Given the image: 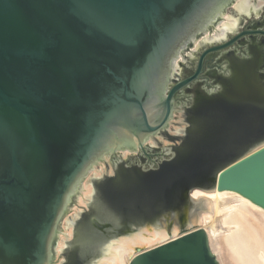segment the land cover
<instances>
[{"label": "water", "instance_id": "1", "mask_svg": "<svg viewBox=\"0 0 264 264\" xmlns=\"http://www.w3.org/2000/svg\"><path fill=\"white\" fill-rule=\"evenodd\" d=\"M233 1L0 0V264H53L57 227L95 163L128 142L136 143L133 151H146L148 136L172 121L176 94L200 78L205 57L264 32L231 36L236 29L193 48L224 18L209 23L218 13L228 7L237 13ZM200 48L194 73L179 79L176 58L182 53L192 63L186 50L196 55ZM192 175L178 191L189 204L208 196L196 197V189L217 188L264 207V145L206 181ZM108 176H91L94 198ZM189 223L186 230L178 225L183 234L140 251L129 264H221L207 230Z\"/></svg>", "mask_w": 264, "mask_h": 264}, {"label": "flooded vegetation", "instance_id": "2", "mask_svg": "<svg viewBox=\"0 0 264 264\" xmlns=\"http://www.w3.org/2000/svg\"><path fill=\"white\" fill-rule=\"evenodd\" d=\"M246 29L264 30V5L259 14L253 12L249 15L231 36ZM201 49L199 54L195 55L191 65L180 59L182 68L179 79L194 73L200 55L204 51L203 48ZM174 83V81L171 82V85ZM243 86L248 88L246 94L240 91ZM176 101L184 104L187 120L185 127H181L186 134L170 132L171 136L176 138V142L171 144L176 149L175 157L179 161L183 160L194 148L211 146L210 141L214 140L213 137L217 134L219 137L224 134L223 137L226 139L232 130L235 129L238 132L239 129H245L244 117L264 111V32L245 34L233 45L210 52L205 57L200 78L180 90L176 94ZM165 129L169 131L168 127ZM217 144L212 147L221 149L220 143ZM146 145V151L140 149L129 159H125L123 154H120L121 161L117 173L107 174L112 179L106 178L105 181L99 183L100 190L96 198L93 197L95 200L88 202L93 201L89 209L91 213L87 211V215L78 224L79 230H77L76 241L71 251L73 262H83L92 252V243L102 242L108 235L107 230L110 227L113 228V223L126 226L130 217L120 218L119 212L126 213L128 209L123 206L124 209L120 210L119 203L126 202L121 199L131 201L137 193H141L140 199H146V202H149L147 199H149L148 194H151L150 183L161 177L160 172L166 169V164H168L166 160L171 152H167L166 149L162 152L153 151L160 147L152 145L149 141ZM141 204L137 203L135 208L146 211L147 205L142 207ZM93 214L99 217L97 219L106 223L105 227L94 224L93 220L96 217L92 216ZM102 214L114 220L111 222L103 219ZM82 241L83 245H81Z\"/></svg>", "mask_w": 264, "mask_h": 264}, {"label": "bare ground", "instance_id": "3", "mask_svg": "<svg viewBox=\"0 0 264 264\" xmlns=\"http://www.w3.org/2000/svg\"><path fill=\"white\" fill-rule=\"evenodd\" d=\"M232 4L237 10L236 15L225 10L218 13L209 23H214L219 15H223L224 18L214 25L212 31L207 30L201 38L197 39L192 45L193 48L200 47L202 43H213L225 39L228 32L238 29L242 22L243 14L252 15L253 12L259 14L264 5V0H234ZM186 52L189 54L190 58L195 57L194 52L188 50H186ZM180 59L186 61L187 58L182 53L176 58L174 65L175 72L178 74L182 68ZM176 131H180V127L176 128ZM148 140H150L152 145L157 144L155 138L153 139V135L148 136ZM261 143L262 144H258V146H255L248 152L256 150L264 145V142ZM135 144V142H128L127 145L129 146L122 152L123 156H127L129 151H133L132 147ZM108 154L109 153H106L104 158ZM94 168L95 166L92 167V169ZM103 170V166L101 168L96 167L92 176L102 178ZM75 193L69 200L71 205H74L78 201V203L81 202L88 205V202L93 200L95 195V189L91 179L82 184V187H79ZM201 194L208 195L203 199L206 204L205 206L208 207L200 214V219H196L195 222L207 230L210 247L218 257L220 263L264 264V207L242 193L231 189L219 190L215 188L205 191L199 188L194 191L196 197H200ZM78 213L79 212L73 214V217H66L63 224L60 223L57 227V240L53 244L52 250L53 261L56 260L58 256H62L65 251L67 244L65 245L64 242L67 236L72 232L73 223L71 218L75 220ZM94 215L95 214L92 216ZM95 217L96 218L93 220L94 224H99V227H105L106 223L97 219L99 217L96 215ZM140 226L137 228L138 231L125 232L116 236L118 237L117 239L114 237L112 240H109L97 257L104 253L108 254L95 262H91V264H129L133 257L140 251L165 243L184 233L181 232L178 226L179 229L177 227L173 229L171 227V229H169L167 225L165 228H155V225H152V227L146 226L139 229ZM75 228L76 231L74 233L76 235V233H78L77 230H79L77 224ZM68 243H70L69 240ZM83 244L84 242L82 241L81 245Z\"/></svg>", "mask_w": 264, "mask_h": 264}, {"label": "rangeland", "instance_id": "4", "mask_svg": "<svg viewBox=\"0 0 264 264\" xmlns=\"http://www.w3.org/2000/svg\"><path fill=\"white\" fill-rule=\"evenodd\" d=\"M227 11L231 12V14L236 15V12L232 11L231 7H228ZM201 50L202 49L200 48L196 52V55H198ZM186 63L191 65L190 63H188V61ZM240 91L242 94H246L248 88H245V86H243ZM244 120L246 121V123H244L246 126L245 129H239L238 132H236L235 129L232 130L227 135L226 139L223 137L224 134H222L223 136L221 137H219V134H217L215 137H213L214 140L212 139L210 141L211 146L205 145V146H200L199 148H194L193 150L187 153V155L184 157L183 160L179 161L176 159L175 156L177 153L175 148L173 149V151L171 149L167 150V152H171L166 160L168 164H166L165 167L166 169L160 172L161 177L157 178L156 180H153L150 183L151 194H148L149 199H147V201L149 202H146V199H140V197H142L141 193H137L131 201L130 199H126V200L121 199L122 201H126V202L119 203L120 210L124 209L123 206L127 207L128 209L126 208L127 209L126 213L120 211L119 216L121 219L122 217L123 218L130 217V220L127 219L129 221L128 223H126V226L125 224L116 225L115 223H113L112 225L113 228L110 227L107 230L108 235L106 238L108 239L112 236H113L112 238H114L125 232H134L137 230V228L140 225L143 226L142 228L146 226L152 227V225H155V228H165L166 225H168V226H172V229L179 225L182 228H184V230H186L187 228L190 227L189 222L191 220L193 221L194 224H197L195 220L200 219V214L204 212V210H206L208 206H205L206 204L204 200L201 203L198 202L199 203L197 205L198 207L193 205V202L191 201L190 203L192 205L189 204L186 199L183 200V198L180 196V192H178L180 189L181 180L187 177L188 175L191 176L193 174L192 175V178L194 177L192 179L193 181L195 182L206 181L208 179V176L209 175L211 176L212 173H214L223 164H226L231 160L241 157L242 155L246 154L248 151L252 150V148H254L255 146H258V144L259 145L262 144L261 142H264V111L258 114H256L255 112L252 115H249L248 117H244ZM186 124H187V120H186V111L184 108V104L181 101H179L177 102V107L174 111L172 121L168 125L169 131L167 132L165 129L160 133L153 135V139L155 138V140L157 141L156 144L157 147H160L158 149H153V151L162 152L164 150V147H166L165 145L171 147V145H173L171 143H175L176 138L172 137L170 132L171 133L184 132L186 134V131L181 129V127H185ZM178 127H180V131L177 132L176 128ZM148 141L150 142V140ZM219 143L221 149L219 148L216 149V147L215 148L212 147L215 144L219 145ZM123 151L124 150H118L116 153L106 155L105 157L106 160L105 158H103L97 163H95L94 165L95 168L96 167L101 168L103 166L104 167L103 173L105 175L116 174L117 167H114V165H112V161L116 159L121 161L119 155ZM135 153L137 152L132 151L127 156H123V157L125 159H129V157L131 155H134ZM94 169H90L87 175L83 178L82 184H84L87 180L91 178ZM78 202L75 203L74 205H71L68 211L64 214V216L61 219V224H63V221H65L66 217L68 216L73 217V214L79 212L75 220L71 218V221L73 223L72 232L66 238L67 243L66 240L64 242L65 245L67 244L65 251L63 252L62 256H58V258L53 261V264H87L89 262L91 264V262H95L99 258L108 254V253H104L103 255L97 257V255L101 251V244L106 239L105 238L100 243H94V242L92 243L93 244L91 248L92 252L86 258L84 257L85 258L83 261L84 263L83 262L79 263L77 261L73 262L74 258H72L71 256V251H72V245L76 241V235L74 233V231H76L75 225L79 224L81 219H83L87 215L86 212L89 211L90 209L88 205ZM137 203L138 205L139 203L140 204L142 203L141 204L142 207L143 206L146 207L147 205L146 211H140L137 208H135L137 206L136 205ZM102 215H103L102 216L103 219H107L108 221L111 222L114 220V219L112 220V217L110 216H104V214ZM141 226L139 229H141ZM117 238L118 237H116V239ZM68 240L70 243H68Z\"/></svg>", "mask_w": 264, "mask_h": 264}]
</instances>
